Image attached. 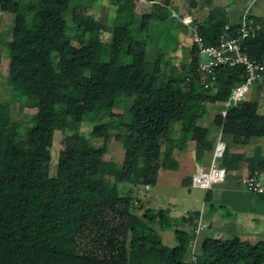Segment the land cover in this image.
<instances>
[{
	"label": "trees",
	"instance_id": "obj_1",
	"mask_svg": "<svg viewBox=\"0 0 264 264\" xmlns=\"http://www.w3.org/2000/svg\"><path fill=\"white\" fill-rule=\"evenodd\" d=\"M70 1L0 0V10L13 14L0 36V57L14 62L10 99L24 101L31 86L41 113L34 125L13 122L11 100L0 99V264H264L263 240L207 234L192 263L195 218L148 211L130 192L156 185L177 134L195 141L199 153L211 151L207 136L219 131L244 145L253 136L264 137L258 103L243 97L224 106L246 80L244 66L218 67L213 85L204 88L193 42L190 61L180 68L172 64L168 72L162 70L163 50L147 58L145 33L151 22L165 21L168 0H148L153 1L149 13L114 16L110 23ZM194 23L211 45L226 25L230 35L236 29L225 12L214 10ZM242 50L264 66V28L245 39ZM257 77H264V69ZM206 103L219 113L202 128L196 121L201 114L208 118ZM91 115V135L102 140L100 145L80 131ZM57 131L64 133V144L61 170L54 175L51 149ZM109 139L123 148L120 167L103 158ZM241 159L226 146L221 166L227 173ZM248 167L264 169V159L255 156ZM96 174L98 179L87 177ZM163 230L173 234L172 246L159 235Z\"/></svg>",
	"mask_w": 264,
	"mask_h": 264
},
{
	"label": "rangeland",
	"instance_id": "obj_2",
	"mask_svg": "<svg viewBox=\"0 0 264 264\" xmlns=\"http://www.w3.org/2000/svg\"><path fill=\"white\" fill-rule=\"evenodd\" d=\"M192 0H168L166 6L163 9L165 14L164 22H151L149 32H147V58H153L158 52L163 50L165 54V63L162 65V70L168 72L170 66L180 68L182 65L189 63L190 54L188 52L189 47L192 43V33L193 29H197V26H190L185 24L183 16L189 13V10H195L198 16L203 15V11L197 9V3L199 0H195V5L191 4ZM159 2V1H156ZM162 3V1H161ZM71 6L75 4H80L86 7V11L94 17H97L104 23H110V21L115 17L121 19L132 18V14H144L149 13L151 10V5L153 1L148 0H71ZM203 5V4H202ZM200 5V7H202ZM199 6V5H198ZM229 22H233L232 19H228ZM192 27V28H191ZM191 30V31H190ZM196 30V31H197ZM4 38V37H3ZM102 38L104 40H110L111 34H103ZM190 40V41H189ZM1 48V45H0ZM3 48V47H2ZM4 49V48H3ZM169 59L170 63L167 62ZM14 71V62L5 57H0V99L1 100H11V119L13 122L23 124L25 126L34 125L37 120L40 118V111L37 107V92L36 89L28 86L26 89V94L24 101H16L10 99V86L8 84V78ZM258 78V77H257ZM255 79L248 87V91L244 96V99L251 100L252 95L255 94V90L258 85V80ZM264 100V91H262ZM211 110V113L214 112V106L206 103ZM121 108H116L115 112H120ZM210 114V113H209ZM94 116L91 115L85 118L84 123L81 126V132L85 137L89 138L95 145L102 144L101 139H96L92 137L91 130L94 124ZM211 120V119H210ZM209 120V121H210ZM209 121L204 118L201 114L196 121L197 126L202 128H207ZM179 125L176 126L177 131H179ZM217 134V133H216ZM222 139L225 137V134L218 132L217 136L211 134L207 136V140L212 142L211 151H205L204 153H199L196 149V142L193 140H181V135L177 134L176 138L173 141V145L170 149V158L169 165L165 168L159 169V176H163V184L154 186L152 188L144 187L138 185L135 187L136 190L130 191L137 199L139 198V205L144 204L143 209H148V211H157L161 209L162 212L166 210H171L170 214H174L178 218L181 216L191 215L195 220L199 219V215L202 214L207 217L210 213L212 215L219 216L220 218L226 219L227 217L230 220H236L237 217L241 214L240 202H235L237 208L233 209V206L226 201L224 197L226 194L225 188L222 187L219 183L212 184L211 188L208 190V197H205V191L201 188H195L190 183V175L185 173V164L183 166L179 165V157L183 156V153L186 152V147L192 148L189 143L194 144V151L191 149V152L187 151V155L190 157L193 165L202 166L204 170H207L212 159V152L214 148L215 141L219 137ZM64 144V133L57 131L55 139L53 142V147L51 149V172L54 175H58L61 170V159H62V147ZM107 150L103 155V158L107 161H112L117 167H120L123 161L124 151L120 144L114 139H109L107 141ZM261 146L264 147V144ZM179 152V153H177ZM187 160V159H186ZM217 165L221 164V158H217ZM193 166V169L194 167ZM105 178H112V174L109 172L105 173ZM88 178L98 179L99 175H89ZM227 179V178H226ZM226 183V180H225ZM124 184H118V187L121 188ZM152 190V191H151ZM236 194V193H235ZM243 194V193H242ZM155 195V196H154ZM148 196H154L155 198L160 196L161 201L157 202V198L152 202L147 201ZM248 200L250 197L244 195ZM255 200V199H253ZM150 201V200H149ZM237 203V204H236ZM141 208L140 211L143 212ZM202 209V212H201ZM253 208H250L252 213ZM193 211V212H192ZM189 212V213H187ZM240 212V214H239ZM248 213L249 219H256L259 222V216L251 215ZM258 214V212L256 211ZM259 214H264L259 213ZM246 217V216H245ZM198 218V219H197ZM210 223H212L210 221ZM156 227V224H153ZM263 223H260V226H263ZM213 226V224H212ZM195 229V228H194ZM215 229H211L207 226L203 228L202 231L198 233V242L195 246V251L198 252L199 244L203 239V235L207 232V235L213 234ZM202 233V234H201ZM216 233V232H215ZM218 234V233H217ZM159 235L162 236L163 240L167 245L172 246L175 240L173 234L170 230L159 231ZM189 259L191 256L189 255Z\"/></svg>",
	"mask_w": 264,
	"mask_h": 264
},
{
	"label": "crops",
	"instance_id": "obj_3",
	"mask_svg": "<svg viewBox=\"0 0 264 264\" xmlns=\"http://www.w3.org/2000/svg\"><path fill=\"white\" fill-rule=\"evenodd\" d=\"M195 3V0L191 1V4L195 5ZM200 5H202V7H200ZM197 9H200L199 11L202 10L203 15L198 16L195 10L192 11L191 9L189 10V13L183 16V23L189 21L187 24L190 23V27L194 20H196L197 22H201L207 17L210 10H214L225 12L227 14V19L233 20V22H229L228 24H234L236 25V27L242 22V20H246L256 27V33L257 30L264 28V0H199V2L197 3ZM12 21L13 14L6 13L0 10V36L1 33H3V30L9 28V24ZM193 25L196 26L195 23ZM0 52L4 53V49L2 48V46L0 48ZM1 56L2 58L5 57L4 54H2ZM262 91H264V77L258 80L255 94L252 95L253 97L251 99V101L258 103L259 113L264 114V100H262ZM213 109V114L210 110V114L208 118H206L208 121L212 119L215 114L219 113V110H217L215 107ZM222 140L225 143V147L227 146L228 152L230 154H240L243 159L237 162L234 170L227 172L226 183L223 182L219 184L222 185L223 188H225V190H223L226 191L224 197L226 198V201L233 206V209L237 208L235 202H240V208H244V210H241V214L239 212L240 215L236 220H230L229 217H227L226 220L220 218L219 216L212 215V213L207 215V217L205 216V214H202L201 217L200 214L199 218H201L206 227L208 226L210 230L216 228V233L214 232L213 234H210L215 238H230L233 236H237L241 240H247L251 243H255L261 240L264 241V225L259 227L260 223L264 224V214H259L260 212H264V195L260 196L248 193L247 191H245L241 183L242 177L246 176L247 172L249 171L248 160L253 159L255 156H259L260 158L264 159V147L261 146L262 144H264V137L253 136L249 139L246 145L233 142V136L230 134H225V137ZM189 145L192 148L186 147V152L183 153L182 157L178 155V159L179 165L181 164L183 166V164H185L184 174L190 175L191 183L192 175L195 172L196 168L202 166L193 165L190 157L187 155V151L191 152V149H193L194 151V144L190 142ZM193 166H195L194 169ZM158 184H163V176L160 177L159 173L157 176L156 186H158ZM244 195H248L250 199L248 200ZM154 196H148L147 201H155L157 197L155 198ZM159 201H161L160 196L157 198V202ZM250 208H253L252 213L250 212ZM256 211L258 212V214L256 213ZM249 212L250 216L254 214L256 216H259V222H257L256 219H249ZM210 221L212 223H210Z\"/></svg>",
	"mask_w": 264,
	"mask_h": 264
},
{
	"label": "built area",
	"instance_id": "obj_4",
	"mask_svg": "<svg viewBox=\"0 0 264 264\" xmlns=\"http://www.w3.org/2000/svg\"><path fill=\"white\" fill-rule=\"evenodd\" d=\"M189 22V21H188ZM186 22L185 24H187ZM197 29H193L192 42L196 47V70L200 83L204 88L211 87L215 80L216 69L220 66H237L242 65L247 74L246 80L237 85L229 99L224 103L227 107L231 102L240 101L248 91L249 85L256 79L259 71H263L264 66L252 60L242 50V42L256 35V27L242 20L236 27L233 34L228 33V26L225 27L218 43L216 45L207 44ZM225 115V110L222 111ZM225 148V143L219 135L215 141L212 159L207 170L203 167H197L192 175L191 184L195 188H201L205 193L211 188L214 183H223L226 180L227 173L221 164L217 165L216 159L222 157ZM241 183L248 193L254 195H264V169L254 168L247 172L246 176L242 177ZM206 225L199 218L196 220L194 230L195 238L191 244V261L196 262L194 251L198 241V233L203 230Z\"/></svg>",
	"mask_w": 264,
	"mask_h": 264
}]
</instances>
